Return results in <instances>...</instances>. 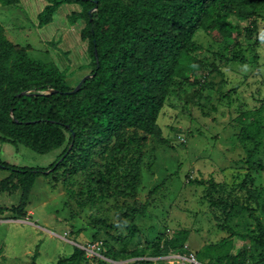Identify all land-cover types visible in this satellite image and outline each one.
Returning a JSON list of instances; mask_svg holds the SVG:
<instances>
[{
	"label": "rangeland",
	"instance_id": "1",
	"mask_svg": "<svg viewBox=\"0 0 264 264\" xmlns=\"http://www.w3.org/2000/svg\"><path fill=\"white\" fill-rule=\"evenodd\" d=\"M73 6L79 9L78 4H66L57 12V19ZM38 8V3H20L14 10L0 2V21L9 37L30 44L35 51L40 49L41 39ZM254 11L257 27H251V34L244 29L248 21L233 20V28L240 31L237 41L233 37L226 43L215 41L220 38L216 31L209 34L200 29L194 34V56L202 64L199 74L191 75V82L180 81L187 89L172 92L160 114L158 123L170 145L147 135L134 197L125 199L113 193L91 209L77 206L66 193L68 184L74 192L86 184L84 195H91L100 180H108L107 168L114 172V181L122 179L132 159L108 155L112 144L94 149L92 164L84 171L69 176L61 171L38 176L29 202L20 203L19 190L13 194L0 192V264H32L37 249V264H55L60 257L70 255L74 245L84 247L85 264H131L136 257L128 253L133 250L141 251L151 264L192 263L191 253L199 262L194 264H217L208 258L200 260L203 249L228 239L233 241L232 259L225 260L226 264L264 258V187L258 202L247 199L240 183L247 172L246 149L252 144L244 146L238 140L248 121L243 113L253 110L264 97V0L256 2ZM66 73L67 84L76 86L81 74L76 70ZM192 73L190 70L188 74ZM193 80L199 84H193ZM130 133V129L120 131ZM65 145L38 153L22 143L0 138V160L16 167H48ZM254 159L264 164V140ZM10 173L0 167V181ZM252 173L255 185H264V169ZM164 178L166 182L149 194ZM6 179L3 188L9 185ZM147 197L146 214L126 219L136 224L133 236H127L125 227L108 229L98 224L99 219L115 222ZM17 204L21 207L13 211L12 206ZM222 225L236 234L231 235ZM184 230L188 234H183ZM123 252L127 254L123 256Z\"/></svg>",
	"mask_w": 264,
	"mask_h": 264
},
{
	"label": "trees",
	"instance_id": "2",
	"mask_svg": "<svg viewBox=\"0 0 264 264\" xmlns=\"http://www.w3.org/2000/svg\"><path fill=\"white\" fill-rule=\"evenodd\" d=\"M259 1L48 0L39 14L41 25L51 21L62 3L77 2L82 6L81 11L72 13L71 19L86 20L82 36L89 40L92 69L91 76L76 92H67L75 86L67 84V75L56 64L30 56L26 46L8 38L0 23V138L22 143L38 153H48L66 144L48 167H16L1 160L0 167L8 169L9 178H16L15 184L29 194L38 176L59 171L69 176L71 172L84 171L92 164L94 149L112 144L108 155L132 159L122 179L114 181V172L107 168L108 180H100L91 195H84L86 184L76 192L68 184L66 193L77 206L87 205L91 209L113 193L125 199L134 197L147 135L157 136L162 144L170 145L158 123L160 114L172 92L183 93L187 89L180 81L191 82V75L199 74L202 64L194 56L197 48L194 34L200 29L209 34L216 31L220 38L215 41L226 43L230 37L237 41L240 31L233 28V20L248 21L244 29L251 34V27H257L254 6ZM0 2L16 5L19 0ZM190 70L192 74H188ZM193 81L199 84L198 80ZM49 90L54 91L45 92ZM243 116L248 121L242 126L238 140L252 147L246 149L247 172L240 186L249 201L258 202L264 185H255L252 172L264 169V164L254 159L264 140V97ZM124 129L132 133L120 134ZM179 169L180 166L173 174L178 175ZM165 182L166 178L149 194ZM4 183L1 181L0 192ZM148 202L149 197L143 204L128 208L125 216H119L115 222L99 219L98 224L108 229L125 227L129 230L127 236H133L136 224L126 219L134 214L145 215ZM222 227L231 235L236 234L230 227ZM182 233L188 234L185 230ZM232 243L228 239L221 245L205 246L200 260L208 258L226 264L225 260L232 257ZM126 254L123 252V256ZM128 254L136 257L131 264H151L141 251ZM37 255L38 249L32 256V264H37ZM85 261L84 249L74 245L72 253L60 257L55 264ZM247 261L262 263L264 258Z\"/></svg>",
	"mask_w": 264,
	"mask_h": 264
},
{
	"label": "crops",
	"instance_id": "3",
	"mask_svg": "<svg viewBox=\"0 0 264 264\" xmlns=\"http://www.w3.org/2000/svg\"><path fill=\"white\" fill-rule=\"evenodd\" d=\"M20 3L28 6H35L36 3H38L39 12L37 13V20H38L37 31L41 36L39 42L40 49L35 51L33 46H31L30 44L15 42L12 38L9 37L5 25H3V21H0V23L4 27L5 33L7 34L8 38L12 40L14 43L19 44L20 46H26L28 48V53L30 56L36 59H41L45 62H53L66 75H67L66 72H68L69 70L78 71L79 74H81L78 81L81 80V78L84 77L85 75L90 74V71L92 69L91 67L92 58L89 52V40L83 38L82 36V31L86 26V20L83 17L77 18L76 20L71 19L72 13L81 11L82 6L77 2L62 3L54 12L51 21L41 25L39 22V14L48 4V0H19V2L16 5H6V6H10L15 10L17 9ZM66 4H73V5L78 4L79 6L77 8L79 9H74L75 6H73L72 10L62 12L58 16V19L62 18V20H58L57 12L61 11V9H63ZM68 22L70 23L69 27H67ZM9 176H7V179L6 178L4 179L9 181L11 180V182L8 183L9 184L8 187H4L1 189V193L8 192L9 194H13L19 190L21 196L20 199L21 204L25 200L26 201L30 200V193L33 187L29 192V194H25L24 191L21 189V187L20 188L18 186L16 188L13 187L15 183L18 184L17 179L14 177L9 178ZM4 179H2L1 181H4ZM20 207L21 205L19 204L14 205L12 206L13 208L12 210L13 211L19 210ZM81 247L84 248L83 246ZM85 262H82L81 264H85Z\"/></svg>",
	"mask_w": 264,
	"mask_h": 264
},
{
	"label": "water",
	"instance_id": "4",
	"mask_svg": "<svg viewBox=\"0 0 264 264\" xmlns=\"http://www.w3.org/2000/svg\"><path fill=\"white\" fill-rule=\"evenodd\" d=\"M90 76H91V74H87L84 77H82L81 80L78 82V84L75 86V88H73L72 90L67 91V92H76L77 90H79V88L82 86L85 79L90 77ZM52 91H54V90H49V91H45V92H52Z\"/></svg>",
	"mask_w": 264,
	"mask_h": 264
},
{
	"label": "built area",
	"instance_id": "5",
	"mask_svg": "<svg viewBox=\"0 0 264 264\" xmlns=\"http://www.w3.org/2000/svg\"><path fill=\"white\" fill-rule=\"evenodd\" d=\"M190 261L193 262V263H199L198 260H197V257L194 253H191L190 254V257H189ZM244 264H264V262L262 263H255V262H252V261H247L246 263Z\"/></svg>",
	"mask_w": 264,
	"mask_h": 264
}]
</instances>
